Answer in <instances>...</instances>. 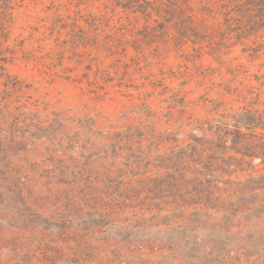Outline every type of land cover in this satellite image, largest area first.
I'll return each mask as SVG.
<instances>
[{
	"label": "rangeland",
	"instance_id": "374dc122",
	"mask_svg": "<svg viewBox=\"0 0 264 264\" xmlns=\"http://www.w3.org/2000/svg\"><path fill=\"white\" fill-rule=\"evenodd\" d=\"M136 1L15 11L0 57V264H264V190L208 198L189 181L196 164L223 165L230 114L264 109V57L228 43L212 0ZM168 1L189 18L123 8Z\"/></svg>",
	"mask_w": 264,
	"mask_h": 264
},
{
	"label": "trees",
	"instance_id": "16d2710c",
	"mask_svg": "<svg viewBox=\"0 0 264 264\" xmlns=\"http://www.w3.org/2000/svg\"><path fill=\"white\" fill-rule=\"evenodd\" d=\"M28 1L0 0V57H6L8 54L5 45L10 40L15 11L25 7ZM212 1L216 10L211 9L207 10L208 13L207 11L204 13L210 17L214 16L213 19L222 16V33L228 43L232 46H241L243 54L253 61L262 59L264 57V0ZM136 2L138 4L139 0ZM127 4L130 5L123 8L147 20L157 21L164 18L173 23L176 18L180 21L189 18L184 6L177 8V4L172 5L170 1L156 5L145 3L142 7L132 6L133 3L130 2ZM3 70H6V67H3ZM226 122L225 131L222 132L221 137H218L225 154L221 161L223 165L207 167L206 170L202 167L198 169L200 165L196 164V160H200V157L197 154L191 159L195 160L196 166L189 181L197 188L199 186L203 189L208 198L216 192L226 200L232 199V196H239L238 199L250 198L255 192L264 190V170L259 171L251 165L254 160L264 161V109L247 106L242 111L230 114ZM249 131L256 133L253 139L247 137ZM179 147L183 149L182 146ZM194 151L198 152L197 148ZM258 185L263 188L258 189Z\"/></svg>",
	"mask_w": 264,
	"mask_h": 264
}]
</instances>
